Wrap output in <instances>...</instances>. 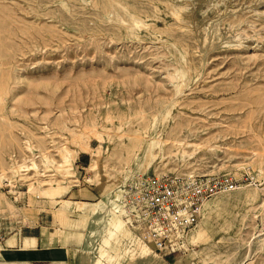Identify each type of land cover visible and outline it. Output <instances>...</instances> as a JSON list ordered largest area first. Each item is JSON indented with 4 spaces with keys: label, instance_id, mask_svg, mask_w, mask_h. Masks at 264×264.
Returning a JSON list of instances; mask_svg holds the SVG:
<instances>
[{
    "label": "rangeland",
    "instance_id": "obj_1",
    "mask_svg": "<svg viewBox=\"0 0 264 264\" xmlns=\"http://www.w3.org/2000/svg\"><path fill=\"white\" fill-rule=\"evenodd\" d=\"M138 173L246 178L164 258L124 220ZM261 216L264 0H0V260L34 234L88 264H264Z\"/></svg>",
    "mask_w": 264,
    "mask_h": 264
},
{
    "label": "built area",
    "instance_id": "obj_2",
    "mask_svg": "<svg viewBox=\"0 0 264 264\" xmlns=\"http://www.w3.org/2000/svg\"><path fill=\"white\" fill-rule=\"evenodd\" d=\"M244 176L232 174H135L119 188L128 227L159 254H183L197 228L205 203L214 196L237 191ZM257 234L264 236L261 216Z\"/></svg>",
    "mask_w": 264,
    "mask_h": 264
},
{
    "label": "crops",
    "instance_id": "obj_3",
    "mask_svg": "<svg viewBox=\"0 0 264 264\" xmlns=\"http://www.w3.org/2000/svg\"><path fill=\"white\" fill-rule=\"evenodd\" d=\"M72 234L74 237L76 234L82 233ZM29 236L33 237H24L19 247L9 248L6 256L0 260V264H64L67 261H70V264H88L90 256L87 251V248H89L87 241H85L86 244L84 243L80 251L78 249L71 250L69 257L63 246H51L54 239H43L40 238L41 235L34 236V234H30ZM25 239H34L35 249L22 250Z\"/></svg>",
    "mask_w": 264,
    "mask_h": 264
},
{
    "label": "bare ground",
    "instance_id": "obj_4",
    "mask_svg": "<svg viewBox=\"0 0 264 264\" xmlns=\"http://www.w3.org/2000/svg\"><path fill=\"white\" fill-rule=\"evenodd\" d=\"M229 37V36H228ZM226 46V45H225ZM203 47V46H202ZM208 47V46H207ZM206 50V49H205ZM211 52V51H210ZM89 146H90V144H89ZM68 155V154H67ZM70 155V154H69ZM68 155V156H69ZM97 158H98V154H96V153H94V152H92V159H93V163H95V161L97 160ZM68 162V161H67ZM66 164V163H65ZM68 164H71V162L70 163H68ZM94 167H96V165L95 164H93L92 166H91V168H90V170L91 171H93L94 170ZM69 168V167H68ZM70 169V168H69ZM226 193H230V192H225V193H222V194H226ZM111 198V197H110ZM214 198H216V197H213V198H211L210 200H208L206 203H205V205H204V207H203V210H202V214H203V211H204V209L207 207V205L211 202V201H213V199ZM118 199V198H117ZM112 200V199H111ZM109 203V202H108ZM115 204V203H114ZM111 205V204H110ZM99 210H103L104 208H106L107 206L102 202V203H100L99 205ZM112 206V205H111ZM12 207V206H11ZM108 210V209H107ZM112 211H113V209H111ZM100 211V212H101ZM108 211H110V210H108ZM120 211V210H119ZM103 213H105V212H103ZM102 213V214H103ZM117 213V212H116ZM201 214V215H202ZM108 215H109V213H108ZM93 216V215H92ZM94 217V216H93ZM106 219V218H105ZM102 220V219H101ZM107 220V219H106ZM105 221V220H104ZM114 221V219H112L109 223H106L107 225H109L108 227H110L111 225H112V222ZM96 222V221H95ZM198 227V226H197ZM130 229V228H129ZM131 230V229H130ZM196 230V229H195ZM193 234V233H192ZM200 234V231H197L195 234H193V236H192V239L194 240V239H196L197 237H198V235ZM93 235V234H92ZM94 236V235H93ZM92 236V237H93ZM191 236H190V238H191ZM190 238H189V240H190ZM74 240L75 241H77L78 242V244H81L82 243V241H83V234H76L75 236H74ZM91 242V241H90ZM34 243H35V240L34 239H25L24 240V244H23V246H22V250H33V249H35V245H34ZM91 244H92V242H91ZM139 246H141V247H146V245L145 244H143L142 242H139ZM90 247V246H89ZM154 250V249H153ZM188 250V249H187ZM154 252L156 253V254H158V252H156L155 250H154ZM186 253V251L183 253V254H185ZM163 256V255H162ZM186 255H183V257H185ZM164 257V256H163ZM165 258V257H164Z\"/></svg>",
    "mask_w": 264,
    "mask_h": 264
}]
</instances>
